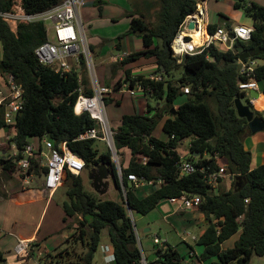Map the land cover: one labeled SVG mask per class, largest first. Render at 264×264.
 <instances>
[{"label":"trees","instance_id":"trees-1","mask_svg":"<svg viewBox=\"0 0 264 264\" xmlns=\"http://www.w3.org/2000/svg\"><path fill=\"white\" fill-rule=\"evenodd\" d=\"M16 0H0V12L9 11ZM28 14L44 12L59 5L63 0H21ZM151 6V4H150ZM155 21L142 13L127 15L130 19L128 34L141 38L143 48L130 54L118 65L124 70V83L137 84L150 91L146 94L147 106L143 114H126L121 118L114 135L118 155L129 152L130 161L118 168L110 152L100 153L97 140H79L88 130L97 127L96 121L88 112L78 116L74 106L83 87L84 93L92 96L85 70L86 61L82 58L80 71L75 69L62 75L45 66L38 60L35 51L47 41V29L43 22L20 25L13 32L0 17V43L3 56L0 59V75H12L23 90L24 109L16 115L15 124L8 127L4 120L5 107L0 105V130L7 128L14 132L10 143L17 148L16 156L1 157L0 170L11 175L17 173V161L23 158L26 147L38 140L52 141L55 147L67 143L73 153L85 162L88 173L104 163L112 169L113 181L119 191L121 203L103 199L84 186V179L69 172L65 175L68 201L64 202V222L75 232L65 241L68 247L57 254L45 256L43 264H62L65 259H75V264H93L94 256L101 242V234L108 229L115 259L111 264H141L135 224L129 211L147 215L162 201L182 196L201 198L199 211L205 214L209 224L197 241L203 249L199 260L210 264H249L254 255L264 256V165L251 169L252 155L244 148L243 139L250 134L249 122L239 114L251 113L264 123L262 114L255 111L247 93L240 90L241 82L255 79L264 80V5L236 0L234 7L253 20L251 40L236 42L233 50L211 47L201 54L186 55L179 63L172 56L171 44L185 19L197 8L196 0H156ZM211 26L209 31H216ZM123 36L119 37V40ZM244 47L251 55L245 64L261 61L250 76L242 71L243 64L236 63ZM91 51L93 48H91ZM141 59H153L157 66L152 76L161 73L163 80L154 81L147 75L133 74L126 69ZM181 70L178 78L176 73ZM110 86V83H106ZM189 88V94L184 93ZM185 101L176 106L179 99ZM149 99L162 101L160 107H152ZM121 102L117 101V105ZM214 105V108H213ZM175 109V113L172 110ZM165 115L163 133L167 140L153 135L157 123ZM190 140L187 160L197 166L224 167L233 179L231 188L213 194L211 187L200 173L180 177L181 156L178 147L184 140ZM194 154L200 157L195 158ZM207 156V157H206ZM29 172L42 176L45 168L43 159L30 160ZM153 181L157 186L149 195L140 198L136 185L128 180L129 175ZM22 179V177H20ZM236 178H241L237 185ZM162 180L160 184L158 181ZM248 201V202H246ZM78 217L73 226L69 221ZM232 248L223 245L237 235ZM84 251L78 253L77 245ZM40 246V245H38ZM166 264H182V256L168 243L165 245ZM36 251V245L32 246ZM151 261L149 264H156ZM0 264H7L5 253L0 248Z\"/></svg>","mask_w":264,"mask_h":264},{"label":"built area","instance_id":"built-area-1","mask_svg":"<svg viewBox=\"0 0 264 264\" xmlns=\"http://www.w3.org/2000/svg\"><path fill=\"white\" fill-rule=\"evenodd\" d=\"M85 1L63 0L59 5L44 12L28 14L23 7L22 1L16 0L9 11L0 12V17L9 25L13 32H16L20 25H29L38 22H43L45 25L46 23H50V28L46 27L47 41L36 49L35 54L41 64L54 69L62 75L69 74L75 69L80 71L82 58L85 59L86 65L92 73L91 81L94 94L92 96L86 95L81 87L78 90L79 96L74 106V112L78 116L88 112L92 119L96 121L97 127L82 134L79 140L94 139L107 142L112 150L113 157H118L114 141L115 132L111 128L106 110V98L113 93L122 96L126 94L132 98H145L150 90L138 84L131 87L130 82L124 83L118 89H115L116 85L106 86L100 83L93 65V53L86 37L85 25L81 18V10L84 7ZM191 20L192 18L183 22L181 31L171 44L172 56L178 58L179 63L186 55L193 56L201 54L213 46L233 50L236 42L239 40L244 42L250 41L253 33V28L247 26H239L231 30L219 27L212 33L206 32V37L203 42L198 45H193V38L184 32L185 30H190L188 27ZM49 32L53 34L51 38L48 35ZM129 55V53L124 52L120 55L113 56L112 61L120 63ZM241 64H243L242 71L246 76H250L256 67L255 61H251L249 64ZM149 78L157 82L163 80L161 73L157 76H149ZM239 88L246 93L250 90H257L258 82L255 79L241 82ZM4 89L5 91H0V105L5 107L4 120L6 125L12 127L15 124L16 115L24 109L23 90L16 84L12 75L5 76ZM183 90L185 94H189L190 92L189 88H184ZM254 101L255 98L252 97L250 102L254 103ZM11 139L12 136L7 138L8 141H11ZM43 144L41 150L35 149L32 145L26 147V150L23 152V158L17 161L16 174L22 177L25 184H31L37 178L42 179V186L52 194L65 187L64 180L67 172L75 176H80L85 171L86 165L82 158L71 151L66 142L55 147L52 141L44 139ZM39 156L43 159L45 170L42 176L37 177L34 173L29 172V168L30 160L39 158ZM117 168L121 177V169L120 167ZM197 172L203 175L211 188L217 186L218 183L229 176L223 166L218 169L212 168V166L199 167L196 162L181 157L179 162L180 177L192 175ZM128 180L134 183L136 187L145 183L150 185L154 184L153 181L147 182L145 178H139L133 174L128 176ZM161 182L162 180H159L158 184ZM167 201L173 205H177L183 211L193 210L201 204V198L198 196H182L179 198H170ZM153 242L157 246V257L153 261H157L156 264H166L164 255L165 245L168 242L162 241L158 236L153 238ZM30 247L31 242L29 240H19L14 249L15 254L19 257H25L28 255ZM139 248L142 253L141 264H149L150 261H148L147 256L143 253L141 243H139ZM103 250L109 251V248L105 247ZM190 255L192 258L195 257V253L193 252ZM114 259V253L109 254L106 258L110 264Z\"/></svg>","mask_w":264,"mask_h":264},{"label":"crops","instance_id":"crops-1","mask_svg":"<svg viewBox=\"0 0 264 264\" xmlns=\"http://www.w3.org/2000/svg\"><path fill=\"white\" fill-rule=\"evenodd\" d=\"M107 1L110 2L108 4H111L113 8H110L108 11L103 10L98 13L97 8H99V6L102 7L103 5H106ZM196 1V15L190 21V23L193 21L195 22V27L193 29H190L188 27V29H190L189 31L191 32L185 30V34L190 35L192 33L193 35L194 33H196L202 35V33L198 30H202V32L205 30V33L210 32L209 28L211 26H216L217 28L222 27L226 30H231L239 26H247L253 28V20L247 17L243 13V11L235 9L234 4L236 0ZM246 1L250 4L257 3L259 5H264V0ZM155 4L156 0H86L84 7L81 10V18L82 20L83 18H85L86 21H88V24H90L88 26L90 28V41H88V43L90 47L93 48L92 51L94 52V54H97L100 57L109 55V59L112 61L113 56L120 55L124 52L132 54L140 51L143 48L142 40L140 37L134 34H128L130 28V19L127 17V15L131 13H142L145 14L146 17L150 18L152 22H154L155 14L159 10L158 7H155ZM187 19L190 18L187 17L185 20ZM122 21L123 24H128L127 27H125L122 33H117V35L112 38L102 36L99 33L100 29H95L100 28L105 24L117 27V25L121 24ZM121 36L123 37L121 40H119V37ZM204 37H206L205 34ZM220 49L223 51L226 50L223 47H220ZM116 50L120 52H116ZM255 63L256 66L263 64L262 62L256 61ZM140 66H142L143 68L137 69V67ZM156 68L157 66L154 64L153 59H141L138 62L130 64L126 67V69H133L134 75L143 74L147 76H152V73L156 70ZM121 71H123L124 73V70ZM102 74V76H104L102 80L106 83L105 75L103 72ZM123 78L124 75L120 76L121 80H123ZM4 85L5 77L0 75V91H5ZM252 93L253 95L258 94L257 97H253ZM126 97L130 96L126 94L122 96V98ZM252 97L255 98L254 103L250 102V99ZM132 99L135 101L144 100V98L142 97ZM247 99L249 100L254 110L261 113L262 117L264 118V80L258 82L257 90H250L247 92ZM184 101V98L179 99L176 103V106L182 104ZM145 103L147 106V101H145ZM133 112L134 113H128L127 111L123 114H120V120L117 127L120 125L123 115L135 113L143 114L146 112V109L144 110V112H141L137 103V106H135ZM12 135H14V132H11L10 129L4 128L0 130V158L16 156L18 154V151L16 150L13 155H7V148H16V146H14L12 143H10V141L7 140V138ZM163 135L159 139L167 140V136L164 133ZM33 142H36V140ZM243 144L244 148L252 155L251 169L254 170L259 166L264 165V128L256 133H252V131L250 130V134L244 137ZM122 153V165L126 167L130 161V154L129 152ZM221 182L222 183L220 186L211 188L213 194H219L223 191H228L232 186L233 179L228 176ZM85 185L86 184L84 179V186ZM89 185V187L91 188V183H89ZM156 187L157 186L155 184L150 185L145 183L140 185L136 189V192L140 198H143L149 195ZM58 191H60V189ZM58 191L52 194H47L44 190H41L39 188H31L30 185L25 184L18 174L14 173L11 175H7L5 173H2V171L0 170V248L5 253L7 264H43L45 263V256H48L50 254L55 255L59 250H63V247H61L62 245H57L58 247L56 246L54 248L47 246V244L44 242V237H39V223L37 224L39 215H41L42 212V207L44 206L43 210H45L48 202H50L51 198L55 197V194H57ZM140 193H142V195H140ZM158 207L159 209L162 208V211L167 214V217H169L172 211H175V209L179 208L177 205H173L167 200L162 201ZM197 209L199 210V208ZM200 213L203 215V217H205V214H203L202 212ZM207 221L208 220L206 219V223ZM205 231L206 230H204L202 234ZM144 232L148 233L150 232V229L146 228ZM19 240H29L31 242L29 253L25 257H19L15 254L14 249ZM61 240H59L58 243L62 244L64 238L62 237ZM33 244L36 245V251L32 247ZM224 246L225 244L223 245V248L226 249ZM191 252L195 253V257L193 258H195L199 264H202L197 258L196 251L192 249Z\"/></svg>","mask_w":264,"mask_h":264},{"label":"rangeland","instance_id":"rangeland-1","mask_svg":"<svg viewBox=\"0 0 264 264\" xmlns=\"http://www.w3.org/2000/svg\"><path fill=\"white\" fill-rule=\"evenodd\" d=\"M108 3L110 2L107 1L106 5H103L102 7L99 6V8H97L98 13H100L103 10L108 11L110 8H113V6H111V4ZM83 21L86 29L87 40L90 41V28L88 27L90 24H88V21H86L85 18H83ZM127 25L128 24L126 23L123 24L122 21L121 24L117 25V27H113L112 25L105 24L102 25V27L95 29H100L99 33L102 36L112 38L115 37L117 33L120 32L122 33L125 27H127ZM46 27L50 28V23H46ZM48 35L51 38L53 34L52 32H49ZM116 52H120V51L116 50ZM92 53H93V65L100 83L105 85L108 82L110 83V86H115L117 82L121 80L120 76L124 75L123 71H121L122 69H120L119 66H115L118 65L119 62L111 61L109 59L110 57L109 55L105 57L102 56L100 57L99 55L94 54L93 51ZM2 56H3V50H2V44L0 43V59H2ZM256 62H261V61H256ZM139 68L141 69L143 67L142 66L137 67V69ZM102 72L105 75L106 83L102 80L104 78V76H102L103 75ZM180 73L181 70H179L178 73H176V78L179 77ZM84 74L86 75L89 82L88 88H93L91 81L92 73L91 70L89 71L88 67L86 68ZM82 89L83 92L86 91V89H84L83 87ZM146 97L144 98L145 101H147ZM144 100L135 101L130 97L122 98V95L115 93H113L111 96H107L106 110L113 132L116 131L117 125L120 120V114H123L127 111L128 113L129 112L134 113L133 111L135 106H137V103L140 108V111L144 112V110L146 109V103ZM117 101H120L121 104L117 105ZM148 102L152 107H158V106L162 107L165 104L164 102L162 101L158 102L155 99H149ZM166 117L167 116L165 115V117L157 123V126L153 132V135L157 138H161V136L163 135L162 129ZM40 144L44 145L43 142ZM32 146H34V148L37 149L39 147L38 140H36V142H33ZM95 146L100 153L110 152L112 154V160L114 161L117 167H120V165L122 164L121 157H123L122 156L123 153H121V156L118 155L117 157L115 155L116 157H113L114 155L112 153V150L108 146L107 142L101 140H97ZM189 146H190V140L187 139L184 140L178 147V153L183 159L188 158V155L190 153ZM16 150L17 148H7L6 149L7 155H13L16 152ZM87 175H88L87 170H85L81 174V176L85 179V184H86L85 187L87 190L94 192V190L89 187L90 186L89 183H91V181L88 179ZM110 180H111L110 190L107 193V195L104 196L98 195V196L102 197L103 199H109L121 203L122 200L120 198L119 191L117 190L112 178ZM221 183L222 182L218 183L217 186H220ZM27 185H30L31 188H39L41 190H44L47 194H50V192H48L42 186V179L40 178H37L36 180L32 181L31 184H27ZM66 193H67V187L61 188L60 191H58V193L55 194V197L51 198L50 202H48L46 209L43 210L44 206L42 207V212H41L42 217L41 215H39V218L37 220V224L39 223L38 231H40L39 237L41 238L44 237L45 239L44 242L47 244V246H50L51 248H54L57 245L58 246L62 245L61 246L63 247L62 249L67 248L68 243H66L65 241H67V239L75 232L73 228L71 229L67 228L68 222L66 223L64 222L65 211L63 208V204L64 202L68 201ZM140 195H142V193H140ZM179 210L182 209L177 208L175 209V211H172L169 217H167V214L164 211H162V208L159 209V207L147 215H141L131 210L129 211V215L133 223L136 225L135 230L137 233L139 243H141L142 251L147 257L156 253L157 246L154 244L153 238L156 235H158L162 241L167 240L169 245L177 249V251L180 253V255L184 260V261L182 260V264H199L195 258L191 257L190 254L193 249L194 251H196L197 258L199 259V256L201 255L203 249L197 246V241L202 235V232L207 229L209 220L206 223V218L203 217V215L200 213V211L197 208L191 211L188 210L179 211ZM77 221H78V217L74 218V220L69 221V223L71 224V226H73V224H75L76 226ZM146 228H149L150 232L145 233L144 230ZM239 234L240 232L238 233V235L228 240L225 243L224 247L225 248L232 247L236 242V240H238ZM61 236L64 238L62 244L58 243V241L61 240L62 238ZM105 247H108L109 251H104L103 249ZM76 251H78V253L79 252L82 253L84 251V248L82 247V245L79 244L76 247ZM108 252L109 254L114 253L113 247L110 243L108 229L106 228L102 231L100 246L94 256L93 264H110L106 260V256L109 255ZM199 262L202 264H210L211 261H207V262L199 261ZM75 263H76L75 259L69 258V259H65V261H63L62 264H75ZM249 264H264V256L254 255Z\"/></svg>","mask_w":264,"mask_h":264},{"label":"water","instance_id":"water-1","mask_svg":"<svg viewBox=\"0 0 264 264\" xmlns=\"http://www.w3.org/2000/svg\"><path fill=\"white\" fill-rule=\"evenodd\" d=\"M195 13V12H194ZM195 27V22H191L189 25L190 29H193ZM240 52H242L241 57L239 58L236 63H245L246 60L250 59L251 55L248 51L244 50V47H239L238 49ZM258 94L253 95V97H257ZM239 114L242 117H246L248 122H249V128L252 131V133H256L264 128V123L256 117H253L251 113H246L244 114L240 107L238 106ZM172 113H175V109L172 110ZM195 158L200 157L199 154H194ZM88 178L91 181V188L94 190L95 193H97L100 196H104L107 194L110 188V179L112 178L113 180V173L112 169L105 165L104 163H101L97 165L94 169H92L88 173ZM241 178H236V181L238 182L237 185H239V181ZM115 184V181H114ZM116 186V185H115ZM157 257V254L154 253L148 257V261H153Z\"/></svg>","mask_w":264,"mask_h":264},{"label":"bare ground","instance_id":"bare-ground-1","mask_svg":"<svg viewBox=\"0 0 264 264\" xmlns=\"http://www.w3.org/2000/svg\"><path fill=\"white\" fill-rule=\"evenodd\" d=\"M195 15H196V13H192V14L189 15L190 16L189 18H193ZM198 31H200L202 33V35L201 34H196V33H194L193 35H192V33L190 34L191 37L193 36L192 37L193 38V45H198L201 42H203L204 34L206 35L205 30L203 32H202V30H198Z\"/></svg>","mask_w":264,"mask_h":264}]
</instances>
